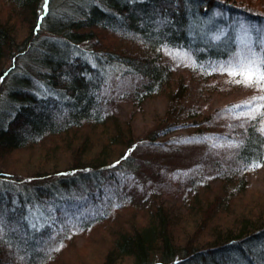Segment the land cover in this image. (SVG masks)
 <instances>
[{
    "label": "trees",
    "instance_id": "obj_1",
    "mask_svg": "<svg viewBox=\"0 0 264 264\" xmlns=\"http://www.w3.org/2000/svg\"><path fill=\"white\" fill-rule=\"evenodd\" d=\"M4 2L12 9L6 12L7 18L0 20V63L9 62V67L0 70V156L60 136L63 152L72 158L73 151H78L80 159L74 160L72 166L59 164L58 160L52 163L51 159L45 162L49 165L43 164L32 172L33 176L21 177L16 183L9 179L10 174L0 172V218L5 222L0 264H15L9 256L23 254L26 259L20 264H41L48 254L46 249L61 242L49 238L53 235L49 234L50 222L65 210L74 215L73 222L86 230L121 210L105 206L114 199L103 193L102 185L114 187L122 167L131 164L135 149L145 142L155 143L158 135L187 130L188 126L198 127L190 132L195 135L219 127L224 131V125L230 127L226 132L240 147L212 150L208 157L213 160L211 173L200 174L199 182L191 185L196 194L202 186L206 190L217 182L221 189L231 185L228 179L232 176L241 179L264 169V165L245 168L253 161H264V116L248 120L247 109L234 108L264 93L253 88L257 91L253 97L209 108L215 103L219 88L231 85L245 89L231 77L219 86L223 75L218 67L234 56L233 40L241 24L259 29L253 36L264 41V0H192L191 10L184 0H49L43 20L40 17L44 0ZM221 12L223 15L215 24L228 34L223 44L213 46L203 38V22ZM19 17L22 22L32 21L30 35L22 40L17 39L15 21ZM98 28L135 43L142 40L149 48L131 58L110 50L98 51L93 42ZM241 39L246 38L241 35ZM158 46L174 49L175 54L183 52L188 71L203 85L193 99L189 98L190 93L187 96L185 83L174 85L175 88L168 83L166 89L170 72L161 66L160 56L152 52ZM115 74L147 78L141 85L131 83L129 89H122L117 100L140 102L154 91L162 89L168 93L164 118L158 117L154 131L140 139L135 137L131 122L119 121L113 111L100 104L102 82ZM83 123L103 132L96 143H89L85 136H75ZM114 145L121 146V155L107 164L113 158L108 151ZM51 151L42 150L41 158L49 159ZM168 190L160 186L153 189L145 223L112 235L102 264H264V223L251 222L249 217V221H239L236 233L235 229L223 233L217 232L218 228L211 229V243H196L188 251L187 235L181 241L184 235L176 234V229L186 230L190 216L184 215L182 209H190L183 207V202L177 205L172 201ZM195 199V210L202 214L207 205ZM76 210H82L81 214H75ZM44 238L47 242L39 243ZM234 244L236 247L231 250ZM2 252L9 256L3 257ZM54 257L52 252L49 258Z\"/></svg>",
    "mask_w": 264,
    "mask_h": 264
},
{
    "label": "rangeland",
    "instance_id": "obj_2",
    "mask_svg": "<svg viewBox=\"0 0 264 264\" xmlns=\"http://www.w3.org/2000/svg\"><path fill=\"white\" fill-rule=\"evenodd\" d=\"M8 7L4 0H0V20L7 18L5 17L6 12L8 9H12ZM135 13L137 16H140L139 11ZM24 17L27 18L26 16ZM12 18L14 19V17ZM15 22L16 30H18V40H22L24 37L30 35L32 21L24 20L22 22L19 17ZM244 26L246 28L250 27L248 23L247 25L244 24ZM93 42H95L94 47L98 51L104 50V52H108L110 50L129 58L133 57L132 55L140 56L144 50L149 48L142 40L139 43H135L131 39L127 40L122 36L107 33L100 28L96 29L93 33ZM88 45V43L84 44L86 47ZM91 45L93 46V44ZM156 49L152 52L154 55L157 53L160 56L161 66L170 72L171 80H167L164 84L166 89L168 88V83L170 88H175L174 85L177 86L185 83V86L188 87L186 91L188 93L187 96L190 93L189 98L193 99L199 92V87L203 85L199 78L188 71L189 64H186L187 60L184 54H182L183 52L177 51L176 55L174 49L164 46H158ZM7 67H9V62L3 60L0 63V70H4ZM171 71L173 72L172 75ZM222 75L223 78L219 86L222 85L221 83L229 81L230 78L227 73ZM146 81L147 78L145 77L136 78L133 75L131 77L124 74H121V76L115 74L111 78L108 75L105 82H102L104 84L99 98L100 104H105L107 111H113L119 121L131 122L132 131H134L135 137L138 139L144 137L148 132L154 131L152 129L158 117H160L159 119L164 118L163 113L164 111L166 112L165 106L168 93L162 89L154 91L147 98L143 97V100L140 102L117 99L121 96L122 89H129L128 86L131 83L139 82L141 85ZM256 94L257 91L253 88L245 87L244 89L241 86L234 87L229 85L228 88L223 87V89L219 88L215 91L216 96L213 99L215 103H211V107L209 108L218 107L225 102L229 103V101L235 100V102H238L244 98L253 97ZM262 102L259 101V104ZM201 126H205V124ZM197 129L198 127L188 126L187 130L177 129V131L169 132L166 135H158L155 143L148 144L144 141L145 144L135 149L131 154V164L122 167V172L119 174L120 180L115 182V186L107 188L106 185H102V187H105L103 193L108 194V196L114 199L110 200L111 202L107 201L105 206L108 208H121V210H117L109 216L108 220L96 224L90 230H86L80 223L72 221L71 218H74V215L67 210L63 211L65 213L62 212V215L53 217L50 222L52 232L49 233L53 235H50L49 238L53 242H59L58 240L61 242L52 248H47L48 254L43 257L40 263L102 264L106 252L111 247L112 235L123 232V230H130V226H137L135 228H139V226L143 225L147 218L145 214L153 202V200H150L153 189H157L160 186V188L163 187L165 190H168V184L171 185L168 191L172 201H176L177 205L182 202L184 205L188 204V206H182L190 209V211L185 208L184 210L182 209L184 215L190 216L186 223L188 224L186 230L183 231L176 227V234H180L181 237L182 234L184 235L181 241L187 235L188 251H191L196 243L201 246L211 243V238L214 235L211 230L213 228H218L217 232L219 233H223L227 229L233 231L235 229L236 233L237 226L240 224L239 221H249L248 217L251 222L258 220L257 222L264 223V169L255 171L253 174L241 179L238 176H232L228 179L231 185H225L226 187L224 188L221 186V189L218 188L219 186L216 185L218 183L215 182L216 184L211 183L209 185V189L205 190V187L202 186L200 189H197L198 194L194 192L192 187L199 182L198 176L205 173L209 174L212 171L213 160L208 158L212 150L234 145L233 137H230L226 132V130L229 131L230 127L226 125L222 127L224 131L219 127L217 129L213 128L214 130L212 129L211 132H202V134L198 135L190 133L195 132ZM75 134L76 137L85 136L89 143L92 144L96 143L95 140L100 138L103 132H99L92 124L83 123ZM60 140L62 141L60 136L49 137L39 141L38 144L28 145L6 156H0V172L7 175L10 174L11 178L9 179L16 183L22 179L21 177L33 176L32 172L34 173L43 164L49 165L45 164V162L51 159L52 163H56L55 161L58 160L59 164L63 163L72 166L74 160H77L78 157L80 159L79 152L73 151L71 158V155L63 152ZM63 142L66 143L64 140ZM46 148L52 149L49 159L41 158V152L42 150L45 151ZM121 151V146L114 145L108 151L109 155L113 156V158L108 160L107 164L118 158L121 155ZM54 157L56 159H53ZM201 165H205V168ZM154 182H158L159 184L156 185ZM222 183L229 182L222 181ZM166 192L162 193L168 195ZM207 192L209 193L206 195ZM196 197L198 198V202L204 204V206L207 205L202 214L195 210L198 204L195 199ZM78 198L82 199L81 196H78ZM174 208L179 209L178 207ZM82 210L74 212L75 214H81ZM38 241L42 244L47 242L46 238ZM1 242H3L2 236H0V246ZM48 244L52 245V242ZM234 246L236 247L234 244L230 249L232 250ZM182 247L185 246L182 245ZM52 252L55 253L53 260L49 258ZM2 256L6 257L9 255ZM9 257L15 261V264H20L19 261L21 262L26 259L24 254Z\"/></svg>",
    "mask_w": 264,
    "mask_h": 264
},
{
    "label": "snow or ice",
    "instance_id": "obj_3",
    "mask_svg": "<svg viewBox=\"0 0 264 264\" xmlns=\"http://www.w3.org/2000/svg\"><path fill=\"white\" fill-rule=\"evenodd\" d=\"M191 10L192 0H184ZM49 0H44L43 15L41 20L48 14ZM207 11V9H205ZM221 13H214L204 24L203 38L207 39L213 46L224 43L227 31L215 24V20L222 17ZM167 19V18H166ZM253 32L259 33V29L246 28L240 25V32L234 38L236 52L228 61L219 65L221 74L227 75L235 80V83L242 84L246 88H256L264 93V41L259 36H253ZM241 35L246 39L242 40ZM257 101H264V95L251 98L241 105L234 106L235 109H247V119L255 120L259 116H264V104H257ZM239 118V117H237ZM264 132V129H261ZM240 147V145H234ZM264 165V161H253L246 165V170L258 169ZM102 214V213H101ZM5 222L0 218V236L4 234ZM39 230V229H37Z\"/></svg>",
    "mask_w": 264,
    "mask_h": 264
}]
</instances>
